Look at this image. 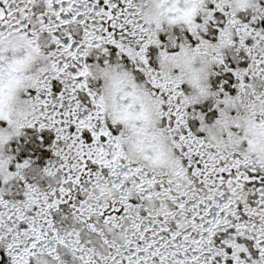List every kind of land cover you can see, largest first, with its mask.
<instances>
[{
    "label": "snow or ice",
    "instance_id": "6c2138e0",
    "mask_svg": "<svg viewBox=\"0 0 264 264\" xmlns=\"http://www.w3.org/2000/svg\"><path fill=\"white\" fill-rule=\"evenodd\" d=\"M147 2L0 0V76L20 45L39 57L23 118L0 110V264H264V155L250 133L264 130V0H167L202 6L182 41ZM113 50L154 106L165 166L130 153L105 109L93 72L105 68L90 59L110 67ZM188 52L207 58L197 93L170 63ZM29 129L54 136L42 169L11 151Z\"/></svg>",
    "mask_w": 264,
    "mask_h": 264
},
{
    "label": "clouds",
    "instance_id": "9594fccd",
    "mask_svg": "<svg viewBox=\"0 0 264 264\" xmlns=\"http://www.w3.org/2000/svg\"><path fill=\"white\" fill-rule=\"evenodd\" d=\"M199 3L189 5L169 4L167 0H148L145 6L146 15L155 23L159 21L165 29L171 27L177 29L186 19L199 15L201 10ZM169 8L176 9L174 16L170 14ZM175 18L178 23L169 26L168 21ZM15 54L19 63L11 67L6 66L0 76V110L13 121V126L23 118L27 111L21 103V99L28 85L25 77L33 71L39 62V57L26 50L22 45ZM206 57L202 54L188 52L178 61L170 62L173 71L181 69L192 93H197L199 87H204L209 82L206 76ZM179 65V67H176ZM105 72L93 70L98 77L100 90L104 96V105L110 116H115L121 126L126 130L125 147L130 153L137 156L149 157V162L157 166H165L170 161V154L166 139L161 136L157 129L159 127L155 116V109L143 88L136 86L138 82L133 81L132 75H125V69L117 67L116 64L101 66ZM253 136L252 151L255 155H264V130L258 128L250 129Z\"/></svg>",
    "mask_w": 264,
    "mask_h": 264
},
{
    "label": "flooded vegetation",
    "instance_id": "af4514ba",
    "mask_svg": "<svg viewBox=\"0 0 264 264\" xmlns=\"http://www.w3.org/2000/svg\"><path fill=\"white\" fill-rule=\"evenodd\" d=\"M173 34L175 37H178L180 41L184 39V36L181 34V30L179 28L173 30ZM169 33H162L161 38L165 43L171 44L169 40ZM190 38V37H189ZM195 44V41H192ZM172 51H178V48L171 49ZM159 50H155V53L158 55ZM106 57H101L97 60L95 57L90 59L92 63H99L101 66H104V59ZM111 63H118V58L116 55V50H113L110 57H107ZM155 60V56H154ZM215 79V78H214ZM102 81L97 82V86H100ZM186 91L191 92V89L187 84L184 85ZM233 94H235V89H232ZM202 111L208 112V110L212 107V101L206 102L204 105L198 106ZM210 117H214L216 113L209 112ZM46 142L41 141L39 139L40 134L35 132L34 130H26V135L21 137L19 140H14L11 143V151L14 155L17 156L18 162H23L24 159H31L34 161V167L37 169H42L46 166L47 161L52 158V152L50 151V143L54 138L52 134H45ZM36 175V173H33ZM38 179V177H37Z\"/></svg>",
    "mask_w": 264,
    "mask_h": 264
}]
</instances>
